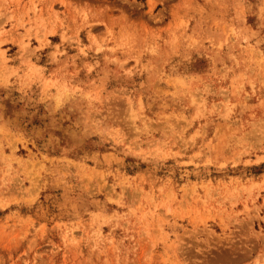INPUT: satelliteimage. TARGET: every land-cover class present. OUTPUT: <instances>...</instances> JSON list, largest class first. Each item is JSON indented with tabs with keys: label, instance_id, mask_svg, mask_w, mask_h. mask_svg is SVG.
Masks as SVG:
<instances>
[{
	"label": "rangeland",
	"instance_id": "obj_1",
	"mask_svg": "<svg viewBox=\"0 0 264 264\" xmlns=\"http://www.w3.org/2000/svg\"><path fill=\"white\" fill-rule=\"evenodd\" d=\"M0 264H264V0H0Z\"/></svg>",
	"mask_w": 264,
	"mask_h": 264
}]
</instances>
